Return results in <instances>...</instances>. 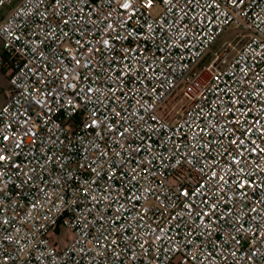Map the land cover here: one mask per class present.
<instances>
[{"label":"built area","instance_id":"2783aa9c","mask_svg":"<svg viewBox=\"0 0 264 264\" xmlns=\"http://www.w3.org/2000/svg\"><path fill=\"white\" fill-rule=\"evenodd\" d=\"M0 11V264H264V0Z\"/></svg>","mask_w":264,"mask_h":264},{"label":"rangeland","instance_id":"374dc122","mask_svg":"<svg viewBox=\"0 0 264 264\" xmlns=\"http://www.w3.org/2000/svg\"><path fill=\"white\" fill-rule=\"evenodd\" d=\"M159 9H160V6L156 5L152 13L156 14L159 11ZM1 14L2 12L0 11V16ZM235 31H237V29L231 27V28H227L223 33H221L220 36L216 39L212 49L205 56L204 60L207 61V59L210 58L212 50L218 48L224 40L229 39ZM1 53H2V46H1V40H0V54ZM8 86H9V83H8V78H7V72L5 69H0V87L4 88ZM59 233H60L59 238L63 240L67 236H69L72 232L69 229L61 226Z\"/></svg>","mask_w":264,"mask_h":264},{"label":"crops","instance_id":"0c3cea01","mask_svg":"<svg viewBox=\"0 0 264 264\" xmlns=\"http://www.w3.org/2000/svg\"><path fill=\"white\" fill-rule=\"evenodd\" d=\"M7 89V87H0V102L5 100V90Z\"/></svg>","mask_w":264,"mask_h":264},{"label":"snow or ice","instance_id":"6c2138e0","mask_svg":"<svg viewBox=\"0 0 264 264\" xmlns=\"http://www.w3.org/2000/svg\"><path fill=\"white\" fill-rule=\"evenodd\" d=\"M0 159H3V157H2V156H0Z\"/></svg>","mask_w":264,"mask_h":264}]
</instances>
